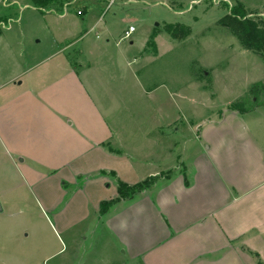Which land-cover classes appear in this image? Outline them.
Masks as SVG:
<instances>
[{
  "label": "rangeland",
  "instance_id": "374dc122",
  "mask_svg": "<svg viewBox=\"0 0 264 264\" xmlns=\"http://www.w3.org/2000/svg\"><path fill=\"white\" fill-rule=\"evenodd\" d=\"M238 5L264 31V0H55L41 9L0 0V97L49 84L70 59L121 152L137 163L168 156L163 171L141 174L144 190L157 188L186 164L206 122L253 111L264 119V103L230 109L264 81L263 60L217 26ZM167 25L189 32L170 36ZM128 27L134 32L122 39ZM14 159L0 141V264H64L65 236Z\"/></svg>",
  "mask_w": 264,
  "mask_h": 264
},
{
  "label": "crops",
  "instance_id": "0c3cea01",
  "mask_svg": "<svg viewBox=\"0 0 264 264\" xmlns=\"http://www.w3.org/2000/svg\"><path fill=\"white\" fill-rule=\"evenodd\" d=\"M63 63L49 84L1 95L0 141L64 234V264H264V119L206 122L174 176L121 197L168 156L121 152L80 66Z\"/></svg>",
  "mask_w": 264,
  "mask_h": 264
},
{
  "label": "trees",
  "instance_id": "16d2710c",
  "mask_svg": "<svg viewBox=\"0 0 264 264\" xmlns=\"http://www.w3.org/2000/svg\"><path fill=\"white\" fill-rule=\"evenodd\" d=\"M54 2L55 0H31V5L35 9H41ZM234 7L228 8V14L217 21V26L228 30L237 39L242 49L258 56L264 62V31L261 29V24L253 19H249L244 14L240 5ZM166 27V32L170 36H174L176 28L181 31L184 30L187 33L189 32L188 28L183 25L176 27L167 25ZM259 103H264V81L253 84L244 96L230 105V109H234L235 107H253ZM143 190L144 187L141 182L135 187H121L119 195L121 197H127L128 195L132 197V195L139 194Z\"/></svg>",
  "mask_w": 264,
  "mask_h": 264
},
{
  "label": "built area",
  "instance_id": "2783aa9c",
  "mask_svg": "<svg viewBox=\"0 0 264 264\" xmlns=\"http://www.w3.org/2000/svg\"><path fill=\"white\" fill-rule=\"evenodd\" d=\"M133 32L134 29L132 27H128L127 30L123 32L122 39H128Z\"/></svg>",
  "mask_w": 264,
  "mask_h": 264
},
{
  "label": "water",
  "instance_id": "95a60500",
  "mask_svg": "<svg viewBox=\"0 0 264 264\" xmlns=\"http://www.w3.org/2000/svg\"><path fill=\"white\" fill-rule=\"evenodd\" d=\"M2 211V208H1V206H0V212Z\"/></svg>",
  "mask_w": 264,
  "mask_h": 264
}]
</instances>
